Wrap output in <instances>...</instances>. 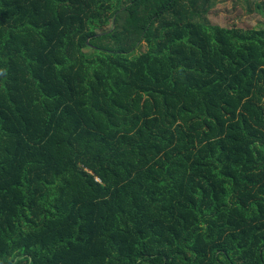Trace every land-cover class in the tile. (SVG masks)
Here are the masks:
<instances>
[{"label": "trees", "instance_id": "16d2710c", "mask_svg": "<svg viewBox=\"0 0 264 264\" xmlns=\"http://www.w3.org/2000/svg\"><path fill=\"white\" fill-rule=\"evenodd\" d=\"M211 2L0 0V264H264V30Z\"/></svg>", "mask_w": 264, "mask_h": 264}, {"label": "rangeland", "instance_id": "374dc122", "mask_svg": "<svg viewBox=\"0 0 264 264\" xmlns=\"http://www.w3.org/2000/svg\"><path fill=\"white\" fill-rule=\"evenodd\" d=\"M207 21L212 26L264 30V0H212ZM145 45L138 51H145Z\"/></svg>", "mask_w": 264, "mask_h": 264}]
</instances>
